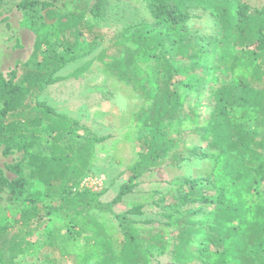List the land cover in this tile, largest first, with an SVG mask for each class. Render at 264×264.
Here are the masks:
<instances>
[{
	"label": "trees",
	"instance_id": "obj_1",
	"mask_svg": "<svg viewBox=\"0 0 264 264\" xmlns=\"http://www.w3.org/2000/svg\"><path fill=\"white\" fill-rule=\"evenodd\" d=\"M60 1L70 9L46 0L17 5L21 26L35 42L20 83L16 70L8 79L0 72V146L6 157L21 155L5 166L14 179L0 171V195L9 202L17 193L37 196L32 188L39 183L43 196L59 201L61 224L36 241L51 223V209L22 210L0 227V264H19L42 248L76 264H151L163 255L176 264H264V5L133 0L142 4L146 21L125 24L96 57L110 79L143 100L132 117L138 161L112 204L133 194L141 174L163 163L201 160L209 167L203 176L183 178L160 213L148 216L138 204L116 215L114 227L92 213L106 211L102 193L82 187L94 148L110 136H82L77 121L41 96L65 79L58 74L70 63L104 44L106 35L94 21H104L112 7L119 10L120 0ZM204 16L215 33L189 26ZM197 204L212 209L197 212Z\"/></svg>",
	"mask_w": 264,
	"mask_h": 264
},
{
	"label": "rangeland",
	"instance_id": "obj_2",
	"mask_svg": "<svg viewBox=\"0 0 264 264\" xmlns=\"http://www.w3.org/2000/svg\"><path fill=\"white\" fill-rule=\"evenodd\" d=\"M20 1L0 0V72L8 79L9 74L16 70V83L21 81L22 65L31 57L35 42L34 34L21 26L22 13L17 8ZM46 1L59 9H70L67 1ZM242 1L252 7L264 5V0ZM117 5L121 8L118 10L112 7L113 10H107L104 21H94L106 35L104 44L91 55L70 63L58 74L65 79L47 87L41 96V99L58 113L77 121L83 128L80 132L82 136H110V139L94 148L91 171L82 187L91 190L92 193H102L99 202L101 206L106 207V211L96 209L92 213L99 221L109 222L114 227L117 225L114 219L116 215L123 214L138 204L145 205L144 211L148 216L160 213L162 207L171 203L170 193L177 191L183 178L203 176L202 169L209 167L208 161L201 160L184 162L180 167L163 163L151 172L142 173L136 180L139 185L135 192L125 196L120 203L112 204L120 186L128 183L132 175L131 168L138 161L140 153L138 135L133 131L132 117L143 104V100L134 95L130 86L110 79L96 57L102 49L107 48L110 36L117 34L125 24L146 21L142 4H136L133 0H120ZM133 10L134 14L131 13ZM189 26L205 35L215 33L213 22L207 16L199 20H191ZM85 66H87L85 72L74 77L76 71H82ZM208 111L209 109L206 108L203 114H207ZM72 139L76 140V138ZM191 140L189 139L193 143L194 139ZM2 149L0 146V171L7 179L12 180L15 176L7 171L5 166L17 163L21 155L15 152L6 157ZM32 191L39 194L31 197L27 193L23 195L17 193L11 202L7 200L6 193L0 195V227L11 223L13 219H18L22 210L42 205L44 206L42 213H45V207L51 209V223L41 233L44 236L34 238L36 241L39 239L42 241L49 231L61 224L55 211L59 201L56 198L43 196L44 189L39 183L33 185ZM161 197H164L165 201L160 206L151 204ZM193 206L197 212L212 209V206L201 207L198 204ZM17 260L19 264H76L72 259H58L56 253H51L46 248L38 249L34 255H26ZM151 264L176 263L169 255H163L153 259Z\"/></svg>",
	"mask_w": 264,
	"mask_h": 264
},
{
	"label": "built area",
	"instance_id": "obj_3",
	"mask_svg": "<svg viewBox=\"0 0 264 264\" xmlns=\"http://www.w3.org/2000/svg\"><path fill=\"white\" fill-rule=\"evenodd\" d=\"M85 181H86V180H84L83 183H84ZM83 183H82V185H83Z\"/></svg>",
	"mask_w": 264,
	"mask_h": 264
},
{
	"label": "crops",
	"instance_id": "obj_4",
	"mask_svg": "<svg viewBox=\"0 0 264 264\" xmlns=\"http://www.w3.org/2000/svg\"><path fill=\"white\" fill-rule=\"evenodd\" d=\"M116 4H118V2H116Z\"/></svg>",
	"mask_w": 264,
	"mask_h": 264
}]
</instances>
